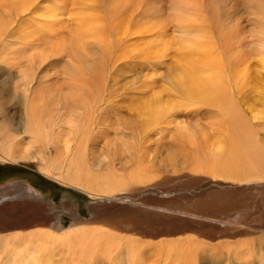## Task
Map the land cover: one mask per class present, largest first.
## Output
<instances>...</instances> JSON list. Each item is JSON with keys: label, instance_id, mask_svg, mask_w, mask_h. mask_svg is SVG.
Here are the masks:
<instances>
[{"label": "rangeland", "instance_id": "obj_1", "mask_svg": "<svg viewBox=\"0 0 264 264\" xmlns=\"http://www.w3.org/2000/svg\"><path fill=\"white\" fill-rule=\"evenodd\" d=\"M20 5L28 9L13 10V16L17 14L16 22L11 24L13 34H6L5 30L0 36V43L8 36L16 43L3 51L0 48V68L5 74L3 69L12 66L17 58V67H11V73L19 74L17 82L23 71L26 75L18 88L4 91L7 101L3 105L15 108L11 110L12 118L0 113V122L11 121L18 127L21 107L31 99L33 108L28 107L44 121L51 120L52 115L61 119L67 110L83 106L90 99L97 117L82 167L100 182L92 188L83 184L65 186L40 175L37 159H33L35 149L26 145L28 152L20 147L29 140L15 138V162L0 160V235H26L41 230L68 234L67 240L73 245L68 244L73 248L58 245L51 253L46 246L51 260L44 264H85L86 259V264H123L114 260L120 258L119 249L113 252L118 246L144 254L140 255L139 264H207L217 261L221 250L237 247L264 252V181L240 184L217 179L205 183L202 177L208 175L193 170L189 146L176 135L177 119L168 118L160 123L159 132L155 127L143 128V120L136 114L144 100L158 98L161 103L173 99L167 77L179 61L176 38H185L204 24L213 27L220 16L219 19L226 20L224 34L240 42V54L250 57L261 38L258 26L262 16L260 19L258 15L264 8L254 9L252 0H26L14 7ZM1 15L4 13L1 12L0 19ZM164 42L170 44L163 46ZM2 73L0 81L7 77ZM238 90L236 97L240 100L236 102L254 117L247 122H251L257 138L263 142L264 102L251 101L249 111L242 99L245 89ZM181 114L179 119L183 122ZM202 122L189 121V125ZM208 144L213 145L211 141ZM45 152L54 153L51 147ZM140 176H146L145 181L138 182ZM25 213L34 216V225L8 227L15 218L30 217ZM40 213L45 220L36 222V218L43 219L37 217ZM89 232H94V236ZM82 235L91 241L101 237L107 247L91 253L89 244L84 243L81 250H74ZM259 260L264 261L257 258L256 263Z\"/></svg>", "mask_w": 264, "mask_h": 264}, {"label": "bare ground", "instance_id": "obj_2", "mask_svg": "<svg viewBox=\"0 0 264 264\" xmlns=\"http://www.w3.org/2000/svg\"><path fill=\"white\" fill-rule=\"evenodd\" d=\"M17 1L23 4L26 0L22 2L21 0ZM252 1H254L255 4V6L253 5L254 9L256 6L258 11L261 8H264V0ZM18 2L16 4V0H7L6 2L4 0H0V8L4 9V11H0V14L1 12L4 13V15H1L3 16V18L0 19V36L2 35V32H5V30H7L6 34H13V25L11 24L14 21L16 22L15 15H17L15 14L13 16V10L26 8L25 6L21 5L14 7L15 5H18ZM12 4H14L13 7ZM219 17L218 20L214 21L215 24L213 25V27L211 26L212 28L208 27L207 24H204L201 21L204 26H200V29H198L199 25L195 24V21H191V24L193 25L194 23L198 30L195 29L194 25L193 27L196 30L195 33H187V37H185V35L183 34L182 37L184 36L185 38H176V42L174 44H176L177 50L178 52H180V55L178 54L179 61L168 73L167 77L170 88L174 92L173 93L172 91H170L173 99H171L170 101H163L161 103H158L161 101L158 98L144 100L138 106L136 114L138 115L139 119L143 120V123L141 124L143 128L150 129L152 127H155L154 129H159V132L161 126L159 125L160 123L165 122V120H167L168 118L177 119L175 120L177 121V123H175L174 127V130H176V135L178 136V138L180 137V140L185 141L189 146L190 154L194 162L193 170L197 172H204L208 175L202 177V181H204L205 183H207V181H209L210 183H214L217 179H219L218 181H238L240 182V184L248 182L258 183L264 181V141L260 142L257 138L256 131L251 124L252 120H254V117H250L247 113V110L240 107V105L237 103L239 102L237 101V99H239L240 97L237 98L236 93L237 91H240L238 89H245V91L243 90L244 97L242 99L247 103L246 106L248 107L247 109L249 111L252 107L250 104L251 101L259 103L264 102V10L261 11V15H258L261 21L258 26V28L260 27V32L258 31L259 33H257L258 35H261V38H259L257 42L256 52L252 53L251 56L247 58L244 55L240 54L241 51L239 50L241 49V43L233 41L231 38L224 34L223 27L225 26L224 24L226 20L224 19V22L219 19ZM191 24L190 26H188L193 29ZM234 24L231 23L230 25L233 26ZM187 28L188 27H186V29ZM186 31L189 32L188 29ZM15 34H17V31L15 32ZM92 35L93 34H91V36ZM217 38L219 39L217 40ZM169 42H164L163 46L169 45ZM30 45L31 44H27V46ZM24 46L26 45L24 44ZM231 47L233 48V50ZM155 53L156 56L159 55L157 54V52ZM37 55L39 56V54ZM35 56L36 55H34L33 57ZM253 58L254 60H252ZM16 59L17 58H14L15 61ZM15 61H13L14 63H11L10 61V63L13 64V68L17 67ZM31 61L27 62L29 63ZM10 72L12 71L10 70ZM17 73L19 72L17 71ZM23 73L25 72L23 71ZM23 73L19 77V82H21L20 79L24 78L26 75H24ZM17 75L19 74H16V76ZM77 75H74L73 77ZM19 82H17L16 80L13 84V88H18ZM72 88L75 87L72 86ZM2 89H0V101H2V105H0V113L3 112L5 115L12 118V109H14L15 107L13 105L10 107L3 105L6 104L7 99L5 98L6 95ZM6 89L7 88H5V90ZM95 99H97V97ZM29 101V104L25 102L24 106L21 107L23 108L22 117L20 122H18V127L13 126V124H11V121L7 122V124H3L0 122V160H7L13 163L15 162L16 158L13 157V148L15 143L14 139L21 137V139L29 140L27 144H23L21 141L22 144L20 145V147L22 149L26 150V145H31L32 148L35 149L36 153L33 154V157H35L33 159H37V168L40 175L46 176L56 181L58 184L65 186H79L83 184V186H85L86 188H92L95 183H99V179H93L94 176L91 177V175L86 172V170L84 171L82 167L84 163V152L86 150L87 142L90 139V130L93 125V120L97 117L95 108L91 106L93 104H90V99L85 104H83V106L80 105L78 108H70L71 110H67V112H65L66 116H61V119L56 118L52 115L51 120L46 119L45 121L43 119H39L37 114L34 115L33 111H31L29 108H33V106L31 105L34 104L33 100L31 99ZM179 108L182 109V114L179 113V111H181ZM180 114L184 118L183 122L181 119H179ZM249 118H251V122H247V119ZM162 119H164V121H161ZM199 119H201L203 122L200 124L196 123V125L194 123L189 125V121L195 122V120L198 121ZM262 119H264V114ZM213 133H215L216 137H214L215 135H212ZM210 141L213 144L212 146L210 145L211 147L208 144ZM49 147L52 148L54 153L46 154L45 151L48 150ZM27 150L29 152V149ZM24 155L27 156L25 153L23 154V156ZM144 177H138L137 181H145ZM21 200L22 198L19 199V201ZM29 213L25 214L30 217H27L24 220H18L15 218L12 220L11 225H8V227H21L26 223H29V225H34L31 222H34L35 218ZM40 214L37 217H42L43 219L36 218V222H42L45 220L42 214ZM89 233L91 235L94 234V232L93 234L92 232ZM21 234L23 233L11 232V234L0 235V264H44L49 259L51 260V255L46 254V246L48 248V251L53 253V247L57 248L58 245H73L72 241H69L72 242L69 243L67 240L68 234L55 235L53 230H41L40 232L35 231L34 233L29 232V234L26 233V235H24L25 232L23 235ZM100 239L102 238L100 237ZM100 239L98 241L97 239H95V241H91V239H89L87 235H82V237L80 236V238L78 239V246L76 245L74 250H81L82 244L87 243L89 244L91 253H93L94 250L100 252L101 250H103L102 246L107 247L104 244V240ZM196 242L198 241L196 240ZM187 246L188 244H186V247ZM70 247L71 245H69V249ZM121 247L122 246H118L114 248V254L117 249L120 250V258H114L112 256L114 254L112 253L111 256L114 258V260L117 259L123 264L140 263L141 253L134 254V252L138 249L133 248L131 250L126 249V251H124ZM154 247H156V244ZM191 247L192 246H190L189 248ZM72 248L73 246L71 247V249ZM69 249L68 251L66 250L67 252H64L68 253L70 251ZM74 250H72V253ZM225 250H221L218 253L220 257L217 261L211 260L207 264H262L264 262L263 261L261 263L259 260L258 263H256L257 258L264 260V252L248 250L246 249V247H243L242 249L237 247V249L229 248ZM109 251L108 254L110 253ZM211 251L212 248L210 252ZM90 256L91 254H88V258ZM162 261L159 262L161 263ZM186 261L188 262V260L185 259V263ZM84 263H87V259Z\"/></svg>", "mask_w": 264, "mask_h": 264}, {"label": "crops", "instance_id": "obj_3", "mask_svg": "<svg viewBox=\"0 0 264 264\" xmlns=\"http://www.w3.org/2000/svg\"><path fill=\"white\" fill-rule=\"evenodd\" d=\"M15 40H16V38H15ZM12 44V46H16V43L14 44L13 42H12V40L10 39V37L8 36V37H6V38H4L3 39V41L0 43V48L2 49V51H3V49H4V47H7V49H8V47H11L10 45ZM8 54L10 55L11 54V52H10V49L8 50ZM1 61H2V58H1V56H0V63H1ZM12 68H13V66H11ZM10 66L9 67H6V68H4L3 69V72H5V74L4 73H2V69L0 68V74L2 73V76H7V77H5L3 80H1L0 81V89H2L3 91H5V92H9L12 88H13V84L15 83V81L17 80V76H16V71H14V73H11L10 72V68H11ZM15 68V67H14ZM7 69V70H6ZM9 70V71H8ZM8 74V75H7ZM13 78H12V77ZM8 80V81H7ZM5 85H6V87H5ZM2 86V87H1ZM5 88H7L6 90H5ZM249 183V182H248ZM259 183V182H258ZM218 184H220V183H218ZM223 184V183H222Z\"/></svg>", "mask_w": 264, "mask_h": 264}]
</instances>
